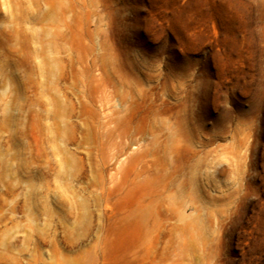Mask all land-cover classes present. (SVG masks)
Returning <instances> with one entry per match:
<instances>
[{
  "label": "rangeland",
  "instance_id": "374dc122",
  "mask_svg": "<svg viewBox=\"0 0 264 264\" xmlns=\"http://www.w3.org/2000/svg\"><path fill=\"white\" fill-rule=\"evenodd\" d=\"M0 264H264V0H0Z\"/></svg>",
  "mask_w": 264,
  "mask_h": 264
}]
</instances>
